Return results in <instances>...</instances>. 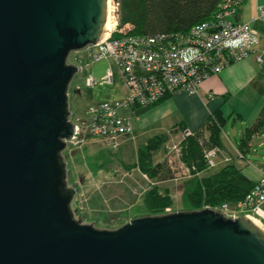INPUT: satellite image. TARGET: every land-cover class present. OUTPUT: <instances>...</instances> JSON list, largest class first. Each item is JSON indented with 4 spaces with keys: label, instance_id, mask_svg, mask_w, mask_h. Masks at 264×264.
<instances>
[{
    "label": "water",
    "instance_id": "1",
    "mask_svg": "<svg viewBox=\"0 0 264 264\" xmlns=\"http://www.w3.org/2000/svg\"><path fill=\"white\" fill-rule=\"evenodd\" d=\"M109 0H0V264H264V228L210 208L114 229L73 210L70 55L97 45Z\"/></svg>",
    "mask_w": 264,
    "mask_h": 264
},
{
    "label": "built area",
    "instance_id": "2",
    "mask_svg": "<svg viewBox=\"0 0 264 264\" xmlns=\"http://www.w3.org/2000/svg\"><path fill=\"white\" fill-rule=\"evenodd\" d=\"M234 14L235 9L228 3L214 20L197 25L189 32L134 36L130 34L131 25L120 26L119 4L109 0L106 15V25L112 26L109 36L83 50L90 63L103 59L115 61L123 79V96L115 101L92 104L84 119L72 116L75 133L67 142L68 148L94 139L116 149L121 139L133 134L132 119L123 116L122 109L154 106L177 93L198 94L207 79L255 54L260 44L259 34L249 24L237 22ZM260 16L264 18V8ZM256 60L263 62L258 55ZM74 61L81 60L74 58ZM68 63L76 65L70 57ZM107 81L115 83V76L109 74ZM86 83L95 88L99 81L89 77ZM191 133L186 131L184 136ZM218 154L217 149L206 154L209 169L216 167L213 159ZM214 210L227 218L246 216L264 223V172L237 205L224 204Z\"/></svg>",
    "mask_w": 264,
    "mask_h": 264
},
{
    "label": "rangeland",
    "instance_id": "3",
    "mask_svg": "<svg viewBox=\"0 0 264 264\" xmlns=\"http://www.w3.org/2000/svg\"><path fill=\"white\" fill-rule=\"evenodd\" d=\"M252 55H255L256 63L259 65L264 63V61L257 62L256 56H260L259 53L250 56ZM74 58L81 61L76 62ZM70 61L80 69L69 91V105L73 117L84 119L87 108L92 104L115 101L123 96L122 75L113 59L90 63L87 60V53L82 50L72 53ZM111 73L115 76L113 84L107 81ZM89 77H94L99 81L95 88L87 86L86 81ZM141 108L146 107H139L134 115L130 108L121 110L123 116L132 119L135 129L133 135L120 140L116 149L107 146L102 140L88 139L86 143L73 145L64 152L69 184L77 189L72 204L75 215L84 223L94 224L98 229L114 230L133 219L148 216L144 199L151 188L156 185L173 189L176 197L165 213L184 211L179 203V189L180 185L188 179L189 170L180 160L181 135L170 133L168 143L164 145L161 152L154 156L155 163L166 165L168 177L156 181L149 179L138 169L127 170L123 166L137 162L138 149L146 141L156 134L162 135L167 132H157L162 127L151 125L144 118H140L144 112ZM232 121L225 125L222 133L226 132L229 135V141L240 144L248 127L238 123L234 130ZM242 132L243 135L240 136ZM222 152L231 158L235 154L231 149L226 148ZM244 155L255 163L264 164V150L259 148V144L252 150L245 151ZM213 160L218 162L219 158L215 157ZM216 170L217 166L208 171Z\"/></svg>",
    "mask_w": 264,
    "mask_h": 264
},
{
    "label": "trees",
    "instance_id": "4",
    "mask_svg": "<svg viewBox=\"0 0 264 264\" xmlns=\"http://www.w3.org/2000/svg\"><path fill=\"white\" fill-rule=\"evenodd\" d=\"M119 4L120 26L131 25V35L157 36L189 32L193 27L214 20L226 4L235 9L238 22L241 9L248 0H116ZM173 96V95H172ZM170 97V96H168ZM226 124L220 110L191 135L184 136L186 127L173 129L171 134L182 132L180 160L189 170V177L180 185L179 203L184 211L201 210L209 206L219 208L224 204L237 205L252 190V182L234 163H227L209 172L206 154L214 149H225L221 133ZM264 124V112L255 124L247 128L240 143V152L248 146ZM170 140L169 135H156L138 149V160L132 165L124 164L127 170L138 169L149 179L166 178V165L155 163L154 156L161 152ZM176 199L169 187H152L144 203L148 216L163 215ZM123 225V224H122Z\"/></svg>",
    "mask_w": 264,
    "mask_h": 264
},
{
    "label": "crops",
    "instance_id": "5",
    "mask_svg": "<svg viewBox=\"0 0 264 264\" xmlns=\"http://www.w3.org/2000/svg\"><path fill=\"white\" fill-rule=\"evenodd\" d=\"M262 8L264 0H248L241 9L238 22L247 23L257 31L260 37L259 55L264 61V18L260 16ZM138 108L131 109L132 115ZM141 109L144 112L140 118H144L151 125L162 127L157 132L167 131L162 135H169V138L171 131L180 126L186 127L187 131H196L218 110L222 112L226 124L233 120L234 130L238 123L250 128L264 112V63L259 65L255 61V55H252L207 79L198 94L177 93L154 106ZM134 129L133 127V131ZM223 130L224 128L222 132ZM174 134L181 135L182 140V132ZM242 135L243 132L240 136ZM221 137L225 148L231 149L235 154L231 158L220 152L216 156L219 161L215 162V166L234 163L252 182H257L264 172V164L255 163L245 157L240 152V144L229 141L226 132L221 133ZM257 144L264 150V124L259 133L254 135L248 149L252 150Z\"/></svg>",
    "mask_w": 264,
    "mask_h": 264
},
{
    "label": "bare ground",
    "instance_id": "6",
    "mask_svg": "<svg viewBox=\"0 0 264 264\" xmlns=\"http://www.w3.org/2000/svg\"><path fill=\"white\" fill-rule=\"evenodd\" d=\"M112 28V26L108 23L107 25H106V28H105V30H104V34H103V36H102V38L104 39L105 37H107V36H109V34H110V29ZM102 40V39H101ZM101 42V41H100ZM99 42V43H100ZM98 43V44H99ZM97 44V45H98ZM89 46H94V45H89ZM89 46H87V47H89ZM96 46V45H95ZM86 47V48H87ZM259 48H257V50H256V53H259V50H258ZM238 218H240V217H238ZM237 219V218H236ZM255 223L258 225V226H261V227H263L264 228V223H262V222H259V221H255Z\"/></svg>",
    "mask_w": 264,
    "mask_h": 264
},
{
    "label": "clouds",
    "instance_id": "7",
    "mask_svg": "<svg viewBox=\"0 0 264 264\" xmlns=\"http://www.w3.org/2000/svg\"><path fill=\"white\" fill-rule=\"evenodd\" d=\"M209 170H210V169H209ZM207 207H209V206H207ZM207 207H205V208H207ZM210 209H213V210H214V208H211V207H210ZM165 214H166V213H165ZM76 217H77V216H76Z\"/></svg>",
    "mask_w": 264,
    "mask_h": 264
}]
</instances>
